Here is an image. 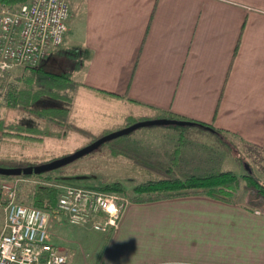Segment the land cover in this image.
Listing matches in <instances>:
<instances>
[{"label": "crops", "instance_id": "obj_1", "mask_svg": "<svg viewBox=\"0 0 264 264\" xmlns=\"http://www.w3.org/2000/svg\"><path fill=\"white\" fill-rule=\"evenodd\" d=\"M84 2L87 28L72 47L80 59L73 67L77 85L70 107L62 105L65 89L57 83L48 95L56 105L36 114L42 124L59 127L67 114L88 133L93 116L101 123L95 131L110 132L130 116L173 113L213 123L250 143L264 140V0ZM60 47L24 71L28 81L34 82L35 72L58 80L52 75L60 71L52 69L53 62L61 63ZM77 98L87 115L77 114ZM29 128L6 135L40 144L44 137L64 138L59 128L47 134L39 132L42 127ZM64 226L49 238L68 253L71 240L56 231ZM90 243L95 264H264V214L200 195L131 201L118 227Z\"/></svg>", "mask_w": 264, "mask_h": 264}, {"label": "rangeland", "instance_id": "obj_2", "mask_svg": "<svg viewBox=\"0 0 264 264\" xmlns=\"http://www.w3.org/2000/svg\"><path fill=\"white\" fill-rule=\"evenodd\" d=\"M70 1L71 16L70 21L67 22L68 31L65 35V41L62 44V50H58V53H61L62 56V58H59L61 63L53 62L56 66L54 69H52L53 66L51 68L45 67L46 69H52V71H60V75L62 77H58V80H52L42 74V72H35L33 73L35 78H33L34 82L32 83L31 81H28V78L31 80L30 75L25 74L24 72L28 67H13L9 71L3 72V74L0 73V104L2 106L0 108L2 119L0 120V126L3 125L4 127H0V132L1 130L6 132V130L9 131L10 129L16 131V128H20V130L27 129L34 125L35 127H42L41 129L44 131H48L51 128H59L60 130H64V138L57 140L51 137H44L43 143L40 144L35 141H29L25 139L15 140L10 138L5 133H2L0 139V158L8 156L17 160H26L30 163L40 164L42 162H47L70 154L75 150L87 145L94 138L103 136L107 134L106 132H108H101L99 128L98 131H95V128L101 123L98 122V118L93 116L89 117L93 122L94 129L89 128L88 133H82L69 128L68 125L72 124L71 120H73L71 115L66 114L65 117H63L64 125H59V127L54 125L52 127V124L50 125L44 121V124H42L40 122L41 119L36 116L39 111H34V109H43L48 113L50 112V108L46 107H49L50 105H56V101L50 97L51 95L53 96L50 91L56 90L57 83L59 84L60 88L63 86L65 89V100L64 104H62L64 107H70V96H73V93L75 92V86L77 85V73L73 67L80 59V55H74L72 53V51H74L72 47L78 44L81 32L85 31L87 28L88 9L85 8L86 4L84 0ZM15 81L17 84H14ZM5 89L7 92L17 96L15 101L11 104L10 101H8V99L5 97ZM22 90L27 91V94L23 93ZM36 98L38 100H36ZM74 102L75 105L79 106V112L77 111V114L87 115L86 112L89 110L87 107L86 110V108L82 105V101L77 98ZM58 105L61 106V103ZM89 117L86 116L85 118L88 119ZM60 118L61 117H59V120ZM115 118L116 116L114 115L111 120H102H108L104 123L110 124L113 122L112 120H115ZM145 120L148 119H144L138 115L130 116L127 118L124 125L118 128L122 129L127 125ZM90 124L91 123L89 122L88 125ZM20 125L23 126L22 129L19 127ZM118 128L115 130H118ZM27 130L36 132L30 128ZM89 133H92V135ZM127 137L132 140H141L145 144L157 146L165 141H169L170 139H172L171 142L177 140L176 133L168 130V126L154 125L141 127L127 135L115 138L102 144L96 151L83 156L64 167H61L60 169L53 172L51 176L55 178L56 183L61 186L72 185L98 188L107 183L117 181L122 184L124 187V193L130 199L134 194L132 191V187L134 185L144 180L154 178L155 175L136 166L129 158L118 155L111 151L108 143H117L118 141H121V139H126ZM192 137L199 143H205L210 147L217 148L218 153L216 154V161L220 160V167L222 169L232 170L239 177V189L235 193V202L251 206L255 212L259 211L257 213L264 214V194L257 191L243 178V175L247 170V166L245 164L252 166V154L250 156L249 154H246V147H244L243 143L238 138V135L229 136L231 146L228 150L221 148V146L218 148L216 139L212 135L208 136L206 134L193 132ZM86 139H90V141L87 142ZM263 142L264 140L256 142V144H262ZM199 154L202 155L201 152H199ZM203 156H205V154ZM256 173L261 175L257 171ZM41 180L42 178L37 176L24 178V180L19 184L21 185L22 193L30 192L38 183L48 184L47 182ZM1 221L2 213L0 211V223ZM62 225L64 226L67 224L61 219L57 222L54 220L48 221V229L50 232L52 231L54 237H56L55 228ZM56 231L57 234H61L63 237L71 240L69 245L71 249H67L68 258L66 264H95L91 245L89 246V243L93 240H96V238L100 236V232L95 231L88 226L84 227L72 225L60 227L59 230Z\"/></svg>", "mask_w": 264, "mask_h": 264}, {"label": "built area", "instance_id": "obj_3", "mask_svg": "<svg viewBox=\"0 0 264 264\" xmlns=\"http://www.w3.org/2000/svg\"><path fill=\"white\" fill-rule=\"evenodd\" d=\"M70 14L69 0L11 5L0 1V73L13 67H38L63 44ZM23 180L0 178V264H66L67 252L50 241L49 220L108 233L118 227L131 202L117 191L57 184L54 209L39 208L20 199L18 186Z\"/></svg>", "mask_w": 264, "mask_h": 264}, {"label": "trees", "instance_id": "obj_4", "mask_svg": "<svg viewBox=\"0 0 264 264\" xmlns=\"http://www.w3.org/2000/svg\"><path fill=\"white\" fill-rule=\"evenodd\" d=\"M0 1L11 5L25 0ZM73 50L75 51L77 48ZM43 73L45 72L43 71ZM52 76L62 77L61 75L55 74ZM105 93L114 95V93L111 92ZM5 97L10 101V104L17 98V96L10 92H7ZM1 107L0 104V108ZM34 111L37 112L38 110L34 109ZM37 115L40 116V112H38ZM164 117L185 120L190 122L191 125H167L168 130L176 133L177 140L171 142L172 139H170L158 146L145 144L141 140H132L128 137L126 139H121V141L117 143H108L113 153L115 152L118 155L129 158L136 166L155 175L154 178L144 180L134 185L132 187L134 194L130 200L142 203L180 196L200 195L226 203H235L234 197L239 189V177L232 170L222 169L220 167V160L216 161V154L218 153L217 148L197 142L196 139L192 137V133L198 132L208 136L212 135L216 139L217 147L219 148V146H221V148L227 150L230 149L231 146L229 136H236V134L217 128L213 123L186 118L173 113H166ZM68 126L70 129H74L78 132L87 133V131L75 125L69 124ZM0 127L4 128L3 125ZM39 132L47 134V131L40 130ZM2 133L7 134V132L1 130L0 137ZM238 138L243 143L244 147H246V154H249V156L252 154V166L246 164L248 169L243 175V178L257 191L264 194V142L262 144H256L247 142L240 136H238ZM35 139L40 140L38 138ZM199 152H201L202 155H200ZM204 154L205 156H203ZM35 164L36 163H30L26 160H17L10 157L0 158V166L4 167H24ZM58 169L42 174H21L19 177L22 178L31 176L40 177L42 178L41 181L47 182L48 184L38 183L28 193H22L21 185H19L18 193L20 199L25 203L39 208L54 209L58 188L56 187V180L51 174ZM256 171L261 175H258ZM15 177L16 176L0 175V178L3 180H11ZM98 188L125 194L124 187L117 181L107 183Z\"/></svg>", "mask_w": 264, "mask_h": 264}, {"label": "water", "instance_id": "obj_5", "mask_svg": "<svg viewBox=\"0 0 264 264\" xmlns=\"http://www.w3.org/2000/svg\"><path fill=\"white\" fill-rule=\"evenodd\" d=\"M167 126V125H177V126H186L191 125L190 122L180 119H172V118H166V117H159V118H153L148 119L145 121H138L133 124L127 125L122 129H118L112 132H109L103 136H100L91 142H89L87 145L75 150L74 152L64 155L59 158H55L53 160L42 162L40 164L35 165H28L24 167H4L0 166V175H8V176H20L23 175H30V174H42L45 172H49L61 167H64L75 160L86 156L94 151H96L102 144L118 138L120 136L127 135L134 130L141 128V127H147V126ZM246 165V164H245ZM247 166V165H246ZM248 169V167H247Z\"/></svg>", "mask_w": 264, "mask_h": 264}]
</instances>
